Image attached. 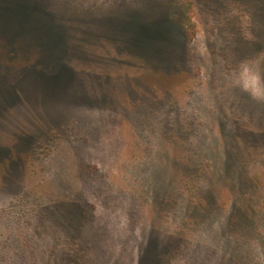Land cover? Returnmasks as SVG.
<instances>
[{
  "label": "rangeland",
  "instance_id": "374dc122",
  "mask_svg": "<svg viewBox=\"0 0 264 264\" xmlns=\"http://www.w3.org/2000/svg\"><path fill=\"white\" fill-rule=\"evenodd\" d=\"M0 69V264H264V0H0Z\"/></svg>",
  "mask_w": 264,
  "mask_h": 264
},
{
  "label": "clouds",
  "instance_id": "9594fccd",
  "mask_svg": "<svg viewBox=\"0 0 264 264\" xmlns=\"http://www.w3.org/2000/svg\"><path fill=\"white\" fill-rule=\"evenodd\" d=\"M245 75L247 76V70H245ZM259 84V79L256 76H251L247 79L246 84H245V88H251L254 92V94L256 95H260L261 94V89L258 86Z\"/></svg>",
  "mask_w": 264,
  "mask_h": 264
},
{
  "label": "water",
  "instance_id": "95a60500",
  "mask_svg": "<svg viewBox=\"0 0 264 264\" xmlns=\"http://www.w3.org/2000/svg\"><path fill=\"white\" fill-rule=\"evenodd\" d=\"M6 73H5V71L2 69H0V82H2V81H4L5 80V78H7L8 76L7 75H5Z\"/></svg>",
  "mask_w": 264,
  "mask_h": 264
},
{
  "label": "trees",
  "instance_id": "16d2710c",
  "mask_svg": "<svg viewBox=\"0 0 264 264\" xmlns=\"http://www.w3.org/2000/svg\"><path fill=\"white\" fill-rule=\"evenodd\" d=\"M188 14V13H187ZM186 19H185V21H186V23L188 22H190L191 21V19L187 16V17H185ZM11 56V55H10Z\"/></svg>",
  "mask_w": 264,
  "mask_h": 264
}]
</instances>
